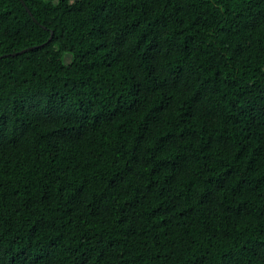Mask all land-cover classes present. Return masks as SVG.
Masks as SVG:
<instances>
[{"label":"trees","instance_id":"trees-1","mask_svg":"<svg viewBox=\"0 0 264 264\" xmlns=\"http://www.w3.org/2000/svg\"><path fill=\"white\" fill-rule=\"evenodd\" d=\"M0 264H264V0H0Z\"/></svg>","mask_w":264,"mask_h":264},{"label":"rangeland","instance_id":"rangeland-1","mask_svg":"<svg viewBox=\"0 0 264 264\" xmlns=\"http://www.w3.org/2000/svg\"><path fill=\"white\" fill-rule=\"evenodd\" d=\"M64 58H65V62L67 64L71 63V61H72V55L71 54H66Z\"/></svg>","mask_w":264,"mask_h":264},{"label":"water","instance_id":"water-1","mask_svg":"<svg viewBox=\"0 0 264 264\" xmlns=\"http://www.w3.org/2000/svg\"><path fill=\"white\" fill-rule=\"evenodd\" d=\"M27 10L29 11V13L32 15V12L30 11V9L27 7ZM31 49H34V47H32V48H28V49H26V50H24V51H22V52H19V53H23V52H26V51H29V50H31ZM18 54V53H17Z\"/></svg>","mask_w":264,"mask_h":264}]
</instances>
